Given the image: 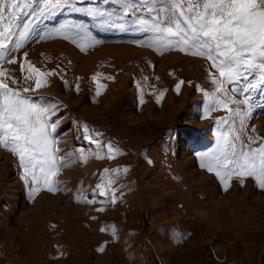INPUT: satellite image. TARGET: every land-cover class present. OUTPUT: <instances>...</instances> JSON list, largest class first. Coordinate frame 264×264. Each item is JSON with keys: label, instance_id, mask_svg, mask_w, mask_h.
<instances>
[{"label": "rangeland", "instance_id": "374dc122", "mask_svg": "<svg viewBox=\"0 0 264 264\" xmlns=\"http://www.w3.org/2000/svg\"><path fill=\"white\" fill-rule=\"evenodd\" d=\"M124 2L55 0L41 14L47 0H18L14 21L7 9L0 14V32L11 27L0 36L7 44L0 53L17 60L3 63L17 80L6 82L33 103L55 105L50 122L58 124L52 135L61 158L57 190L42 186L29 199L19 158L0 147V264H264V190L233 175L224 191L215 171L200 166L201 154L222 147L220 133L231 129L230 140L239 134L245 144L249 135L264 138V84L243 91L259 71L225 85L241 101L228 107L246 116L243 129L235 114L224 123L230 113L215 107L209 71L219 73L211 62L149 46L159 35L149 27L171 15L173 0H128L127 14ZM28 63L56 74L24 92L35 89V77L25 79ZM85 125L99 146L84 139ZM109 143L119 149L112 159ZM110 177L114 183L99 195L96 185Z\"/></svg>", "mask_w": 264, "mask_h": 264}, {"label": "snow or ice", "instance_id": "6c2138e0", "mask_svg": "<svg viewBox=\"0 0 264 264\" xmlns=\"http://www.w3.org/2000/svg\"><path fill=\"white\" fill-rule=\"evenodd\" d=\"M57 6L55 0H47L40 12L43 14ZM6 9L9 13L8 19L14 21L19 11L18 0H0V14H3ZM122 10L125 14L132 11L128 0L122 4ZM168 12L171 15L166 13L149 27L150 31L159 34L149 46L156 45L158 49H177L210 61V68L219 73V78H216L213 72L209 71L211 82L216 85L215 92L211 94L215 98V107L223 108L230 113L227 119L221 118L224 123H227L232 114L239 116L243 129L246 114H242L240 109L233 110L228 107L229 104H238L241 101L229 96L225 85L241 79L247 80L245 73L251 69H257L259 76L254 82L249 81L243 91L246 92L264 84V0H173L168 6ZM98 15L104 16L106 13L100 12ZM3 18V15H0V19ZM71 27L70 25L63 26L55 31L56 33L65 29L70 31ZM10 31L9 26L0 32V36H6ZM45 35H50V33H45ZM43 38L42 36L41 39ZM64 38L69 37L65 35ZM20 47L19 44L16 45L17 49ZM6 48V43H0V49ZM24 56L26 60L27 53H24ZM4 62L16 64L17 60L6 59L5 55L0 53V147L19 158V166L23 169L22 179L26 184L31 182L28 195L29 199H32L41 191L42 186L49 192L57 190L53 177L59 171L61 158L57 155L58 141L52 134L56 132L58 124L50 122L55 105L48 108L23 98L20 90L10 87L6 82L7 79L16 84L17 80L9 74L8 69L3 68ZM20 71L22 73L25 71L24 64H20ZM27 71L28 75L25 79L32 80L35 77V89L25 87L24 92L43 87L46 83L45 77L56 74L55 72H43L31 63H28ZM99 75L97 73L93 76V81H96ZM183 83L185 82L181 80L176 85L177 92ZM101 87L103 85L97 84V96L100 95ZM76 90L79 91V84L76 85ZM232 91L235 92L237 89H232ZM216 93L222 94L224 98H216ZM204 95L207 98L210 94L204 92ZM157 102L159 103V98ZM243 103L247 104V99ZM205 114L207 115V110ZM252 131L255 132V128ZM232 134L231 129L229 132L218 134L217 144L222 147L218 148L215 155L201 154L200 166L206 167L209 172L215 171L224 191L228 190L229 181L233 175L252 177L257 186L264 190V143H260L258 147L252 146L264 138L249 135L248 142L245 144L239 134H235L230 140ZM97 135L100 134L97 133ZM84 139L99 146L100 142L93 139L86 125L84 126ZM235 141H240L239 146ZM107 149L109 159L113 158V152H119V149H114L111 143L107 145ZM96 155L97 158H102L98 152ZM206 160L209 162L206 163ZM104 171L107 173L109 170ZM114 171L118 173L119 170ZM113 183L114 179L110 177L107 185L97 184L96 188L100 189L99 195L105 196ZM241 185H243V180H241ZM112 191L111 202L115 204V189ZM88 202L93 203L94 201L88 200ZM97 211H104V209L100 208ZM98 250L103 251V247Z\"/></svg>", "mask_w": 264, "mask_h": 264}]
</instances>
